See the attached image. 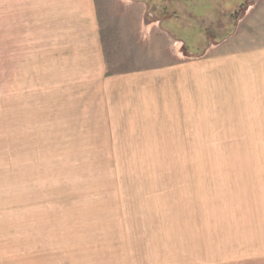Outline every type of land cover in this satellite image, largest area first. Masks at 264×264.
I'll return each mask as SVG.
<instances>
[{
    "label": "rangeland",
    "instance_id": "1",
    "mask_svg": "<svg viewBox=\"0 0 264 264\" xmlns=\"http://www.w3.org/2000/svg\"><path fill=\"white\" fill-rule=\"evenodd\" d=\"M150 1L177 39L0 0V264H264V92L160 74L264 48V0Z\"/></svg>",
    "mask_w": 264,
    "mask_h": 264
},
{
    "label": "crops",
    "instance_id": "2",
    "mask_svg": "<svg viewBox=\"0 0 264 264\" xmlns=\"http://www.w3.org/2000/svg\"><path fill=\"white\" fill-rule=\"evenodd\" d=\"M108 0H65L66 6L62 9H69L75 12L76 18L80 19V23L83 26L86 23L87 32L94 31L97 26L98 12L99 11H121L126 14H121L122 18L131 16V22L138 28L139 32H144V38H149L153 29L160 28V24L163 26L164 18L145 22V13L149 5V0H113L111 4ZM170 16H174L173 14ZM169 17V16H168ZM165 17V18H168ZM121 18V19H122ZM165 29V28H164ZM164 29L160 30L172 40L177 38L173 37L169 31ZM157 32V31H156ZM250 33L246 37L248 40H261L264 39V35L256 30L249 31ZM261 34V35H260ZM256 35H260L258 37ZM263 36V37H262ZM253 43L251 46H247L244 50L240 48L238 53L234 52L232 55L226 50L227 45L220 44L214 46L213 49H209L204 60L202 61H190L184 60L183 57L175 58L174 53L169 54V61L165 64L164 70L160 72L161 75H174L176 81L184 84L190 83L192 86L198 88L200 80L205 79L208 83L216 82V75L224 76L223 81L227 85V92H231L235 95L240 94V91L252 92L260 91L264 92L261 88H258V84L264 83V48H255ZM230 48V47H229ZM233 70V73L229 74V79L226 77V72ZM246 85V88H245ZM241 86V87H240ZM241 88V89H240ZM181 91L185 90V87H179ZM198 96V95H197Z\"/></svg>",
    "mask_w": 264,
    "mask_h": 264
},
{
    "label": "flooded vegetation",
    "instance_id": "3",
    "mask_svg": "<svg viewBox=\"0 0 264 264\" xmlns=\"http://www.w3.org/2000/svg\"><path fill=\"white\" fill-rule=\"evenodd\" d=\"M245 1L247 0H241L232 10V12L230 13V18L232 19L233 17L237 16V14H239V12L241 11V9L243 8V5L245 4ZM149 5H150V10L154 11L156 13L157 16H160L161 18H165L168 17L170 15H176L175 11H168L167 6H162V5H158L157 4H152L151 1L149 0ZM156 7L158 9H156ZM159 12V13H158ZM152 12H149V14L151 15ZM236 18V17H235ZM207 32V38L208 39H213V35L211 34L210 31H206Z\"/></svg>",
    "mask_w": 264,
    "mask_h": 264
}]
</instances>
